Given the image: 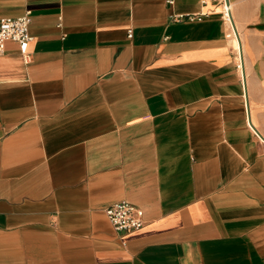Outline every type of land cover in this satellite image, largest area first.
Here are the masks:
<instances>
[{"label":"crops","instance_id":"obj_1","mask_svg":"<svg viewBox=\"0 0 264 264\" xmlns=\"http://www.w3.org/2000/svg\"><path fill=\"white\" fill-rule=\"evenodd\" d=\"M230 1L242 70L215 0H0V264H264V0Z\"/></svg>","mask_w":264,"mask_h":264},{"label":"built area","instance_id":"obj_2","mask_svg":"<svg viewBox=\"0 0 264 264\" xmlns=\"http://www.w3.org/2000/svg\"><path fill=\"white\" fill-rule=\"evenodd\" d=\"M204 2V0H202ZM220 4L221 16L227 23L228 18L232 17L231 12L229 14L225 10L226 0H215ZM230 1V0H229ZM168 5H173L175 0H165ZM203 13H172L170 19L172 21H194L201 19ZM30 23V11H25L19 16H6L0 18V55L4 52L5 42L8 40L15 41L19 44L21 51L26 54L27 45L31 40L29 34ZM128 36L131 37V30H128ZM239 55L237 51V56ZM240 62V61H239ZM239 62L236 64L237 68H240ZM104 212L108 217L112 227L115 231H128L139 229L144 225L145 219L143 216V210L140 207L126 201L120 200L111 203L105 207Z\"/></svg>","mask_w":264,"mask_h":264},{"label":"bare ground","instance_id":"obj_3","mask_svg":"<svg viewBox=\"0 0 264 264\" xmlns=\"http://www.w3.org/2000/svg\"><path fill=\"white\" fill-rule=\"evenodd\" d=\"M231 9H232V2L229 1V4H225V10L227 11V13L229 14V11L231 12ZM227 25L229 26L230 30H231V33L233 35V39H234V45L235 47L237 48V51L239 53V55L237 56V59H241L240 57V46H239V41H238V38L236 36V33L234 32V29H233V26H232V22H231V18H230V15H229V18H228V22H227ZM242 46V45H241ZM242 48V47H241ZM240 64V62H239ZM241 66V70H242V64H240ZM241 72V71H240Z\"/></svg>","mask_w":264,"mask_h":264},{"label":"water","instance_id":"obj_4","mask_svg":"<svg viewBox=\"0 0 264 264\" xmlns=\"http://www.w3.org/2000/svg\"><path fill=\"white\" fill-rule=\"evenodd\" d=\"M226 3H229V0H226ZM231 22H232V26H233L234 32L236 33V36H237L238 41H239V46H240V57H241V62H242L243 57H242L241 43H240V39H239V36H238V32H237L236 26H235V24H234V22H233V20H232V17H231ZM242 65H243V63H242ZM242 69H243V68H242ZM242 73H243V78H244V80H245V73H244V70H243Z\"/></svg>","mask_w":264,"mask_h":264},{"label":"rangeland","instance_id":"obj_5","mask_svg":"<svg viewBox=\"0 0 264 264\" xmlns=\"http://www.w3.org/2000/svg\"><path fill=\"white\" fill-rule=\"evenodd\" d=\"M230 2H231V1H230ZM240 64H242L241 59H240ZM240 64H239V65H240ZM240 69H241V66H240Z\"/></svg>","mask_w":264,"mask_h":264}]
</instances>
